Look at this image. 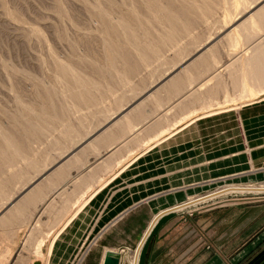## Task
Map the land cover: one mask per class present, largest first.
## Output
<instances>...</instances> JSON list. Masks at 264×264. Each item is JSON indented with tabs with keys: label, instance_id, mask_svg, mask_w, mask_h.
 Returning <instances> with one entry per match:
<instances>
[{
	"label": "rangeland",
	"instance_id": "1",
	"mask_svg": "<svg viewBox=\"0 0 264 264\" xmlns=\"http://www.w3.org/2000/svg\"><path fill=\"white\" fill-rule=\"evenodd\" d=\"M248 6L254 13L264 0H0V264H65L56 255L49 261L67 227L57 252L77 246L69 264H101L106 248L128 264L161 210L234 183L264 184V81L253 92L218 85L264 50V23L261 30L248 25L240 48L228 38L232 24L250 15ZM226 13L237 17L231 25ZM212 51L207 64L194 65ZM191 65L200 66L193 79L186 75ZM177 78L171 94L160 92L169 99L158 102L159 89ZM138 104L136 126L123 124ZM159 121L164 126L155 127ZM120 123L87 161L69 164L60 179L52 176ZM180 209L158 220L139 264H171V240L178 264H219L220 255L223 263L220 238L233 239L237 231L248 241L254 227H264V189L229 191ZM38 237L40 247L44 239L39 255Z\"/></svg>",
	"mask_w": 264,
	"mask_h": 264
},
{
	"label": "bare ground",
	"instance_id": "2",
	"mask_svg": "<svg viewBox=\"0 0 264 264\" xmlns=\"http://www.w3.org/2000/svg\"><path fill=\"white\" fill-rule=\"evenodd\" d=\"M151 1V0H150ZM197 2V1H196ZM253 4V2H251L250 3V8H252V9H255L254 8V6L252 5ZM239 3L238 4H235V9H238L239 7ZM247 8H249V6L247 7ZM249 8V9H250ZM260 8V7H259ZM252 9H250V11H251V13H250V15L248 16V18H246L245 20H243V21H240V23L239 24H237V25H234V24H232V28H230L231 29V31H230V33H228L227 35H228V38L230 39V38H233L232 39V46L234 47V48H238L239 46H241L242 45V42H243V40H244V36H247L248 35V33L246 32V35H244V30H246L247 31V29L246 28H248L249 26L248 25H250L251 26V24L250 23H253L252 25H255V27H258V26H260V30L262 29V26H261V24L262 23H264V6L263 7H261L260 9H256V11H254V13L252 12ZM245 10V9H244ZM243 9L240 11V13H242L243 11H244ZM249 11V12H250ZM239 13V14H240ZM158 15V14H157ZM105 18V17H104ZM166 18V17H165ZM228 18H230V21H228L227 22V24L229 25L230 24V22H234V20H236L237 19V17H234V16H232V17H230V14L229 13H226V15H225V19H224V21H226V20H228ZM170 19V18H169ZM244 19V18H243ZM104 20V19H103ZM162 20V19H161ZM179 20V19H178ZM100 22V21H99ZM124 22H126V21H124ZM130 22V21H129ZM122 23V22H121ZM123 24V23H122ZM121 24V25H122ZM129 24V23H128ZM175 24V23H174ZM231 25V24H230ZM256 25H258V26H256ZM129 26V25H128ZM254 27V26H253ZM117 28V27H116ZM122 28H125L124 26L122 27ZM170 29V28H169ZM251 29V28H250ZM258 30V29H257ZM259 30V31H260ZM250 31V34H251V30H249ZM167 33H169V32H167ZM176 34V33H175ZM249 34V35H250ZM253 34V33H252ZM251 34V35H252ZM255 35V34H254ZM164 37V36H163ZM250 38H251V36H249ZM169 38V37H168ZM175 38V37H174ZM224 38V37H223ZM248 38V37H247ZM209 39V38H208ZM174 40V39H173ZM246 40V39H245ZM161 41V40H160ZM247 41H249V38H248V40ZM141 44V43H140ZM147 44V43H146ZM143 45V44H142ZM168 45V44H167ZM141 46V45H140ZM151 46V45H150ZM146 47V46H145ZM232 47V48H233ZM248 47H250V46H248ZM247 47V48H248ZM240 48V47H239ZM246 48V49H247ZM133 49V48H132ZM142 49V48H141ZM157 49V48H156ZM155 49V50H156ZM257 49V48H256ZM150 50V49H149ZM141 51V50H140ZM222 51V50H221ZM254 51V50H253ZM257 52V51H256ZM260 52V51H259ZM141 53H144V52H141ZM220 53V52H219ZM223 53V52H222ZM226 53V52H225ZM242 53H243V51H242ZM251 53H253V52H251ZM258 53V52H257ZM207 54H209V55H206V52H205V55L203 56L202 55V57L197 61V58H196V62H195V64L194 65H196L197 64V62L198 63H206L207 64V62L206 61H208L207 60V58H210L211 56L210 55H214V52L212 51V52H210V53H207ZM255 55H256V53H254ZM156 55V54H155ZM239 55V54H238ZM258 56V58L257 57H254L253 59H252V55L250 56L251 58H246V60L244 59V61L242 62L243 64H240L241 66V73L239 74V75H237V73L235 72V73H233L230 77H227L226 78V80H224L223 82H219L218 83V85L219 86H228L229 84H232V88H234L235 89V92H237V91H241V92H247V91H251V92H253V85H254V83L255 82H263L264 81V70H263V68H261V65H260V62L261 61H264V50H263V52H260V53H258L257 54ZM146 56V55H145ZM201 56V55H200ZM243 56H244V54H243ZM248 57V56H247ZM142 58V57H141ZM243 58V57H242ZM149 59H151L150 57H149ZM214 59V58H213ZM233 59H236V58H233ZM252 59V60H251ZM216 62H217V60H216ZM235 62V61H234ZM213 63H214V61H213ZM226 64V63H225ZM193 65V64H192ZM192 65L190 66L191 68L189 69V72H190V74L188 73V71L185 73L188 77H192V75H193V73H198V71H199V69H198V71H196V69H197V67H200V66H193L192 67ZM202 65V64H201ZM205 65V64H204ZM232 65H233V63H232ZM239 66V65H238ZM204 67V66H203ZM202 67V68H203ZM256 67V68H255ZM188 68H189V66H188ZM188 68H187V70H188ZM194 70H193V69ZM235 69H238V67L237 68H235ZM204 70H205V68H204ZM194 71H196V72H194ZM184 72V71H183ZM233 72H234V70H233ZM120 73H121V71H120ZM180 75V74H179ZM182 75V74H181ZM184 75V74H183ZM186 75H185V77H186ZM190 75V76H189ZM195 75V74H194ZM193 75V76H194ZM234 76V77H233ZM184 77V78H185ZM174 78V77H173ZM176 78V77H175ZM179 79L180 78H182V77H178ZM175 79V80H173V81H171V82H169V84H167V85H165L163 88L161 87V89H159V91L156 93L157 95H156V98H157V100H158V102H160V101H162V100H160L161 98H164V97H166V96H164V95H162L161 93H163V94H165L166 92H169L170 94H171V90H172V88H175V87H178L179 86V84L181 83L180 82V80H183V79ZM194 78V77H193ZM193 78H191V79H193ZM197 78V77H196ZM189 79V78H188ZM189 81H190V79H189ZM193 81V80H192ZM180 82V83H179ZM191 82V81H190ZM184 83V82H183ZM182 83V84H183ZM201 83V82H200ZM186 84V83H185ZM186 89V88H185ZM212 89H214V87L212 88ZM165 93H164V92ZM154 92V91H153ZM161 92V93H160ZM174 92H175V90H174ZM176 92H177V90H176ZM210 92H215V91H210ZM216 92H217V89H216ZM180 93V92H179ZM219 93V92H218ZM154 93H152V96H154L153 95ZM169 94V95H170ZM176 94H178V93H176ZM208 94V93H207ZM230 94V92H226V95L228 96ZM234 94V93H233ZM165 95H168V93L167 94H165ZM200 95V94H199ZM235 95V94H234ZM162 96H164V97H162ZM226 96V97H227ZM198 97V96H197ZM208 97H210V96H208ZM166 99H169L168 97H166ZM197 99V98H196ZM196 99H194V100H196ZM198 99H201V96L200 97H198ZM202 99H203V97H202ZM205 99V98H204ZM154 100V99H153ZM171 100V99H170ZM206 100V99H205ZM204 100V101H205ZM148 101H150L149 99H148ZM163 101H165L164 99H163ZM193 101V100H192ZM176 102V101H175ZM191 102V101H190ZM196 102H197V100H196ZM201 102V101H200ZM143 103V102H142ZM177 103V102H176ZM195 103V102H194ZM202 103V102H201ZM185 104H187V103H185ZM192 104H193V102H192ZM191 104V105H192ZM200 104V103H199ZM198 104V105H199ZM139 105V107H140V104H138ZM172 105V104H171ZM137 106V105H136ZM160 106V105H159ZM185 106H188V104L187 105H185ZM197 105H195V109L196 108H199V107H196ZM201 106V105H200ZM142 107L144 108V107H146V106H143L142 105ZM161 107V106H160ZM179 107H181V106H179ZM193 107V106H192ZM184 108H186V107H184ZM188 108H189V106H188ZM175 109V108H174ZM181 109V108H180ZM182 109H183V107H182ZM197 110V109H196ZM143 111H144V109H143ZM147 111V110H146ZM169 111V110H168ZM176 111V110H175ZM192 111H195V110H193V109H190V110H188L187 112H192ZM129 112H131L130 114H128L127 116H126V118L122 121V123L124 124V123H129V127H132V126H134V122H132V120H133V118H135L134 116H136V115H140L141 114V112H142V108L140 107V108H137L136 110L134 109V110H130ZM145 112V111H144ZM157 112V111H156ZM182 112V111H181ZM186 112V113H187ZM186 113H185V116H186ZM215 113H217V112H215ZM145 114H146V112H145ZM145 114H143V117L144 116H146ZM149 114V113H148ZM171 114V113H170ZM176 114V113H175ZM181 114V113H180ZM126 115V114H125ZM167 115H169V114H167ZM179 115V114H178ZM184 115V114H183ZM189 114H187V116H188ZM203 115V114H202ZM205 116V115H204ZM55 117V116H54ZM53 117V118H54ZM171 117V116H170ZM169 117V118H170ZM183 117V116H182ZM168 118V117H167ZM178 118H180V117H178ZM184 119V118H183ZM61 120V119H60ZM63 120V119H62ZM136 120V119H135ZM141 120H143V119H141ZM171 120V119H170ZM175 120H178V119H175ZM50 121V120H49ZM138 121H139V119H138ZM179 121V120H178ZM181 121V120H180ZM158 122V121H157ZM157 122H155L156 124H157ZM159 122H161V121H159ZM166 122H168V121H166ZM177 122V121H176ZM122 123H120L119 125H116L115 127H113V129L111 130V131H106V133H107V135H106V133L104 132L102 135H100V136H104V134L106 135V136H104V138H102V139H100V136L98 137V139L97 140H94V142H91L92 144H90V145H88V146H86V148L84 149V151L83 152H81V153H79V154H81V155H79V156H74V158L73 159H71V160H69V162L67 163V164H65V165H63L58 171H57V173H55L54 172V174H52V176H57V174H58V178H59V175H60V172H63V173H65V171H67L68 169V165L69 164H71V163H74V162H78V161H87L86 159H83L84 158V156L86 155V154H88V153H90L91 151H90V149H92V150H94L96 147L98 148V146H100L101 144H102V142L104 141L103 139H106L107 140V138L108 137H111V134H112V132L113 131H117L118 130V127H120V125L122 124ZM133 123V124H132ZM187 123V122H186ZM189 123V122H188ZM135 124H136V122H135ZM161 125H154L155 127H161L162 125L164 126V124L165 123H163L162 124V122L160 123ZM172 124H173V122H172ZM167 125V124H166ZM186 125V124H185ZM136 126V125H135ZM134 126V127H135ZM138 126V125H137ZM127 127V126H126ZM133 127V128H134ZM182 127H184V125L182 126ZM161 129V128H160ZM125 130V129H124ZM162 130V129H161ZM161 130H158V131H161ZM116 131H115V133H116ZM128 131V130H127ZM142 131V130H141ZM155 130H153V131H150L149 133L147 132V134H151L150 136H152V133L154 132ZM164 131V130H163ZM120 132V131H119ZM118 133V132H117ZM134 133V132H133ZM159 133V132H158ZM160 133H162V131L160 132ZM159 133V134H160ZM173 133L174 132H171V136L173 135ZM146 134V135H147ZM158 134V135H159ZM40 135V134H39ZM44 135H45V133H44ZM43 135V136H44ZM122 135V134H121ZM145 135V134H144ZM154 135V134H153ZM169 135V136H170ZM107 137V138H106ZM155 137V136H154ZM167 137V136H166ZM113 138V137H112ZM133 138V137H132ZM136 138V137H135ZM153 138V137H152ZM152 138H150V139H152ZM41 139V138H40ZM108 139H110V138H108ZM143 140V139H142ZM36 141H38V140H36ZM109 141H111V140H109ZM119 141H120V139H119ZM131 141V140H130ZM137 141V140H136ZM146 141V140H145ZM141 142H143V141H141ZM107 143V142H106ZM138 143V142H137ZM140 143V142H139ZM131 144V143H130ZM98 145V146H97ZM104 145V144H103ZM136 144L134 143V145L132 144V148L135 146ZM139 145V144H138ZM89 146L91 147V148H89ZM102 146V145H101ZM89 149H88V148ZM130 147V146H129ZM124 148V147H123ZM139 148V147H138ZM18 149V148H17ZM104 149V148H103ZM135 149H137V148H135ZM20 150V149H19ZM102 150V149H101ZM123 150H125V149H123ZM129 150V149H128ZM121 151V150H120ZM17 152V151H16ZM100 152V151H99ZM127 152V151H126ZM83 153H85V154H83ZM119 153V152H118ZM117 153V154H118ZM123 153V152H122ZM114 154H116V153H114ZM113 154V156H115ZM97 155V154H96ZM112 156V155H111ZM73 157V156H72ZM116 157V156H115ZM125 157V156H124ZM82 158V159H81ZM114 158V157H113ZM14 159H15V157H14ZM121 159V158H120ZM123 159V158H122ZM106 160V159H105ZM117 160V159H116ZM68 161V160H67ZM108 161V160H107ZM107 161H105V162H107ZM117 162V161H116ZM109 164H111V163H109ZM107 165H108V163H107ZM68 166V167H67ZM77 166V165H76ZM78 166H80V165H78ZM99 167V166H98ZM97 167V168H98ZM70 168V167H69ZM96 168V169H97ZM106 168H108V167H106ZM67 169V170H66ZM100 171V170H99ZM103 172V171H102ZM51 173V172H50ZM51 176V177H52ZM54 176V177H55ZM62 174H61V178H62ZM51 177H50V179H51ZM53 177V178H54ZM64 177V176H63ZM52 178V179H53ZM60 179V178H59ZM59 179H57V180H59ZM63 179V178H62ZM61 179V180H62ZM53 180H55V178L53 179ZM60 181V180H59ZM46 182V181H45ZM44 182V183H45ZM81 182V181H80ZM240 184H243V183H240ZM41 185V184H40ZM43 185V184H42ZM92 185V184H91ZM230 186V185H229ZM232 186H233V184H232ZM79 187V186H78ZM37 188V187H36ZM44 188V187H43ZM42 189V188H41ZM76 189V188H75ZM260 190V189H264V184H260V185H247V186H241V185H239V184H235L234 183V186L233 187H229V188H224V189H219V190H221V191H217V192H215V193H212V194H208V195H205V196H201V195H195L194 197H192V198H190L188 201H186V202H183V204H177V205H175L176 206V208L177 209H184V208H187V207H189L190 205H193V204H196V203H199L200 201H202L203 199H208L209 197H212V196H218L219 194H226V193H228L229 191L230 192H234V191H236V192H245L246 190ZM35 190V189H34ZM78 190V189H77ZM44 191V190H43ZM73 191V190H72ZM76 191V190H75ZM42 193V192H41ZM41 193H38V194H41ZM45 192H43V194H44ZM74 193V192H73ZM209 193V192H208ZM31 194H32V192H31ZM37 194V195H38ZM47 194V193H46ZM93 195V194H92ZM75 196V195H74ZM78 196H79V194H78ZM27 197V196H26ZM30 197V196H29ZM28 197V200L30 199L31 200V198H29ZM32 197V196H31ZM34 197H36V199H38L37 198V196H34ZM34 197H32V199H34V200H36ZM207 197V198H206ZM39 198H41V197H39ZM69 198V197H68ZM26 199V198H25ZM58 199V198H57ZM56 199V200H57ZM66 199V198H65ZM27 200V201H28ZM43 200V199H42ZM23 201V200H22ZM37 201V200H36ZM36 201H34L35 203H37ZM38 201H39V199H38ZM88 201V200H87ZM24 202V201H23ZM75 204V203H74ZM59 206V205H58ZM83 206V205H82ZM172 207H174V206H172ZM23 208V207H22ZM61 208V207H60ZM81 208V207H80ZM79 208V209H80ZM180 209V210H181ZM17 210H18V208H17ZM176 210V209H175ZM20 211V210H19ZM57 211H58V209H57ZM162 211V210H161ZM23 212V211H22ZM12 213V212H11ZM25 213V212H24ZM27 213V212H26ZM64 213V212H63ZM77 213V212H76ZM75 213V214H76ZM159 213V212H158ZM18 214V213H17ZM23 214V213H22ZM14 215H15V213H14ZM157 215V214H156ZM8 217L10 216L9 214L7 215ZM47 216V215H46ZM15 217V216H14ZM53 217V216H52ZM52 217H51V219H52ZM63 217V216H62ZM156 217V216H155ZM22 218V217H21ZM49 219V218H48ZM62 219V218H61ZM155 219V218H154ZM8 220V219H7ZM156 222V220H153V222H152V224H151V226L150 227H152L153 226V224ZM66 224V223H65ZM53 227H51V229H52ZM51 229H49V230H51ZM60 229V228H59ZM61 230V229H60ZM47 232H50V231H47ZM58 233H59V231H58ZM57 233V234H58ZM48 234V233H47ZM57 234H56V237H57ZM36 236V235H35ZM44 238H45V236H44ZM39 237H38V240H37V244L36 245H34V247H35V252H36V254L38 253V255L40 254V250H41V247H42V244H43V241H44V239H42V242H41V247H40V244L38 243V241H39ZM56 238H54L53 240H55ZM87 249H88V247H87ZM137 251H138V249H137ZM118 251H116V250H113V249H111V248H108V249H105L104 250V253H103V256H102V260H101V264H103V261H104V258H105V256L106 255H108V253H113V254H115V253H117ZM84 253H86V252H84ZM134 257H135V250L134 251H131L130 252V254H129V257H128V259L126 260L127 261V263L128 264H137V262L135 261L134 262ZM79 261V260H78ZM119 261H120V264H124L123 263V260L121 259V258H119ZM40 262V261H39ZM39 262H38V260L35 262V264H39ZM41 264V263H40Z\"/></svg>",
	"mask_w": 264,
	"mask_h": 264
},
{
	"label": "crops",
	"instance_id": "3",
	"mask_svg": "<svg viewBox=\"0 0 264 264\" xmlns=\"http://www.w3.org/2000/svg\"><path fill=\"white\" fill-rule=\"evenodd\" d=\"M101 191H99L97 193V195H99V193ZM97 195H95V197ZM92 200H90L89 202L91 203ZM146 200L144 199L143 201H146ZM138 204L130 206V207L122 210L120 213L116 214L104 227H101L100 230L98 232H96V234H94L95 239L98 240L99 238L104 236L109 230H111L113 228L112 226L116 222H118L131 209L136 208V206ZM173 206H175V205H173ZM170 207H172V206H170ZM166 215L167 214L161 216L159 219L163 218ZM155 216H156V214L151 218V220L148 223L146 229L144 230V233L142 234L141 238L137 242V245L135 246V248L132 249V251L135 250L134 262L136 261L137 264H139L142 247L144 246V243L148 239L149 235L151 234V232L153 231L156 223L159 220V219L156 220V222L153 224V226L151 228L150 226H151ZM67 228L64 231L63 230L61 231L60 235L58 236V238L56 239V241L54 243L52 252L50 254L51 258H50L49 262H51V263L54 262L53 260H54V257L56 255V257H58V258L60 257L61 258V259H59L60 262L64 261L65 264H69V262H70V260L72 258V255L75 252V248L77 246H75L74 248L72 247L70 249H67L65 247L61 251L57 252L58 244L60 242H65L67 240L66 235H64V233L67 232L66 231ZM149 228H150L149 235L147 236V238H146V240L144 242L142 239L145 236V234H146V232L148 231ZM253 229L254 230H251V232L254 233V234L252 235L251 239H249L248 241L247 240L244 241L243 239H241L242 235L237 236L236 235L237 231H235V238H233V239H230V240L224 239V240H222L220 238L219 239L220 244H222L224 242V244H222V248L224 247V250H225L224 253L226 254V256H225V261L222 263L221 255H220L218 263L219 264H264V227H254ZM224 232H225V229H224ZM221 234L222 233H220V235ZM226 235H227V232L223 236H226ZM221 241H223V242H221ZM173 243H175V241L171 240V242H170L171 250H170V261L169 262L171 264H178L181 260H180V258H178L177 245L173 247ZM228 244H230L229 248H233L234 249L233 252H226L227 248H228ZM106 249H108V248H106ZM111 249H113V248H111ZM137 249H138V251H137ZM113 250H115V249H113ZM221 253H223V252L220 251L219 254H221ZM52 258H53V260H52ZM204 262H205V255H203V259H202V263H204Z\"/></svg>",
	"mask_w": 264,
	"mask_h": 264
},
{
	"label": "water",
	"instance_id": "4",
	"mask_svg": "<svg viewBox=\"0 0 264 264\" xmlns=\"http://www.w3.org/2000/svg\"><path fill=\"white\" fill-rule=\"evenodd\" d=\"M175 209H177L176 206L171 207L169 209H166L165 211L158 213L154 220H158L161 216L168 214V213H171V212L175 211ZM149 232H150V228L148 229V231L146 232L145 236L142 239L144 242H145L147 236L149 235ZM103 264H120V261H119V258L116 256V254L108 253V255H106L104 258Z\"/></svg>",
	"mask_w": 264,
	"mask_h": 264
}]
</instances>
